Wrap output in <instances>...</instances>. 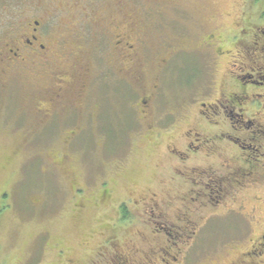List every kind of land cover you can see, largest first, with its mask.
Instances as JSON below:
<instances>
[{
  "label": "rangeland",
  "instance_id": "374dc122",
  "mask_svg": "<svg viewBox=\"0 0 264 264\" xmlns=\"http://www.w3.org/2000/svg\"><path fill=\"white\" fill-rule=\"evenodd\" d=\"M30 1L0 0V49L11 31L18 29L15 26L28 17ZM66 3L71 0H42L53 17L49 27L63 30L55 31L51 44L65 41L70 50L81 48L92 65L94 77L84 95L86 102L80 101L84 110L69 107L78 102L74 87L64 108L46 117L43 98L54 81L51 74H30V70L20 74L18 68L0 66V264H63L69 246L74 264H93L101 258L98 247L102 245L93 239V231L106 223L110 226L104 228V238L109 241L138 239L140 221L130 200H138L142 184L178 175L172 170L178 159L167 153V146L185 148L189 140L183 132L196 125L198 87L204 89L202 102L212 100L215 80L220 83L228 66V59L218 56L215 47L205 52V35L226 34L245 8L244 0H81L79 8L86 11L74 13L61 9ZM47 13L44 18H51ZM112 17L118 24L132 20L141 24H135L140 31L130 42L137 44L144 67L129 71L127 87L122 76L109 69L115 45L101 30L89 29L81 39L67 31L79 27L83 35V27L94 22L108 25ZM9 21H14V28L8 27ZM101 29L109 35L108 28ZM139 39L145 40V49ZM45 65L51 70L64 68L59 56ZM138 87L141 93L151 90L150 94L155 88L148 120L141 118L137 108L144 97ZM227 144L221 140L222 146ZM166 184L157 187L161 201L182 203L186 195L175 192V184ZM241 203L256 222H264V184L243 191L228 207L191 213L197 241L193 248L187 247L192 251L190 264H227L238 255L243 239L232 250L225 248L239 240L238 234L244 238L238 222L246 218L238 209ZM125 223L127 232L119 229Z\"/></svg>",
  "mask_w": 264,
  "mask_h": 264
},
{
  "label": "flooded vegetation",
  "instance_id": "af4514ba",
  "mask_svg": "<svg viewBox=\"0 0 264 264\" xmlns=\"http://www.w3.org/2000/svg\"><path fill=\"white\" fill-rule=\"evenodd\" d=\"M28 3L29 15L19 26H15L14 21H9L8 27L15 26L18 29L11 31L9 40L3 42L5 44L0 49V66L18 68L20 74L28 70L31 71L30 74H51L54 81L47 86L43 98L46 117H52L58 112V108H64L67 96L74 87H77L78 102L69 107L84 110V95L88 92L89 80L93 76L92 65L87 61V56L81 54V48L70 50L65 41L51 44L55 31H63L62 27L54 30L49 27V21L53 17L42 6V0H31ZM80 5L81 0H71V3L60 6L61 9L65 7L74 13L86 11V8H79ZM244 6L241 18L234 22L232 28L227 27L226 34L222 33L219 37L205 35V52L215 47L218 56L228 59V66L224 69L220 83L215 80L217 85L213 87L212 100L202 102L204 89L201 91L198 87L195 94V103H198L194 109L196 125L191 132H183V136L189 140L185 142V148L178 150L176 147L167 146V153H173L178 159V163L172 167L178 175L142 184L138 200H130L132 205L136 204L133 215L140 221L136 233L138 239H129V236L123 238L122 243L109 241L104 238L107 236L104 228L110 226V223L100 225L97 236V231H93V239L97 238L102 244L98 247L101 258L93 264H190L192 251H187V247L193 248L197 241V226L192 228L191 213L228 207V202L236 201L243 191L251 186L260 188L264 184V0H244ZM45 13L51 18H44ZM128 18L135 19L133 16ZM135 24L141 26L135 20L118 24L113 19L108 25L94 22L83 27V35L78 31L79 27L73 28L74 30L68 27L67 31L81 39L89 35V29L101 30L110 44L115 45L111 51L112 66L108 67L122 76L123 86L127 87L130 85L129 71L144 67L139 60L141 53L138 52L137 44L130 42L133 35H138L140 31L138 28V31L135 30ZM101 26L108 28L109 35ZM137 41L144 43V49L146 48L145 40ZM187 49L182 51L188 54L191 48L189 51ZM58 56L64 68L59 69V64L53 70L49 65L48 68L45 67V64L55 61ZM134 61L136 64L132 67L131 62ZM161 62L167 63L162 59ZM42 68L46 70L42 71ZM215 72L220 73L218 68ZM193 74L196 73L193 71ZM138 88L140 92L142 88ZM154 91L155 88L151 94V90L140 92L144 97L140 98L137 108H140L142 119L148 120L153 114L150 102L154 99ZM152 125L155 128V123ZM154 128L151 131H155ZM221 140H226L228 144L222 146ZM164 182H167L165 186L175 184L173 186L176 187L180 183L179 187H174L175 192L192 196H185L182 203L175 199L168 203L161 201L157 187ZM174 204L176 209L172 207ZM123 209L126 212L125 204ZM238 209L246 217V220L238 221L242 223L244 231L240 234L244 238L238 234L239 240H233L232 246L225 249L232 250L242 239L245 244L241 245V251L227 264H264V231H259L264 227V222H256V216L248 214L242 203ZM238 209H234V212H239ZM114 211L116 210L112 208L111 212ZM108 216L112 217V214ZM128 226L125 223L119 229L127 232ZM118 227L116 225V230H119ZM67 251L68 257L63 264H74L69 259L73 248L69 246Z\"/></svg>",
  "mask_w": 264,
  "mask_h": 264
},
{
  "label": "trees",
  "instance_id": "16d2710c",
  "mask_svg": "<svg viewBox=\"0 0 264 264\" xmlns=\"http://www.w3.org/2000/svg\"><path fill=\"white\" fill-rule=\"evenodd\" d=\"M161 60V59H160ZM163 60V59H162ZM162 63V62H161ZM162 64H165V63H162ZM166 65V64H165ZM190 71H192L191 69H190Z\"/></svg>",
  "mask_w": 264,
  "mask_h": 264
}]
</instances>
